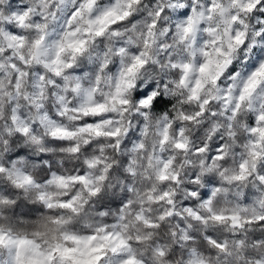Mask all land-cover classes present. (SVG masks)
<instances>
[{"label":"clouds","instance_id":"1","mask_svg":"<svg viewBox=\"0 0 264 264\" xmlns=\"http://www.w3.org/2000/svg\"><path fill=\"white\" fill-rule=\"evenodd\" d=\"M0 264H264V0H0Z\"/></svg>","mask_w":264,"mask_h":264}]
</instances>
